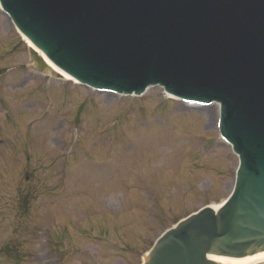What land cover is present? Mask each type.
I'll list each match as a JSON object with an SVG mask.
<instances>
[{"label":"rangeland","instance_id":"1","mask_svg":"<svg viewBox=\"0 0 264 264\" xmlns=\"http://www.w3.org/2000/svg\"><path fill=\"white\" fill-rule=\"evenodd\" d=\"M36 66L0 9V264H141L166 228L231 192L238 158L217 104Z\"/></svg>","mask_w":264,"mask_h":264},{"label":"water","instance_id":"2","mask_svg":"<svg viewBox=\"0 0 264 264\" xmlns=\"http://www.w3.org/2000/svg\"><path fill=\"white\" fill-rule=\"evenodd\" d=\"M0 3L50 61L89 86L141 94L160 85L220 103L221 132L239 155L233 190L218 210L167 229L143 264H221L213 258L264 251V0Z\"/></svg>","mask_w":264,"mask_h":264},{"label":"bare ground","instance_id":"3","mask_svg":"<svg viewBox=\"0 0 264 264\" xmlns=\"http://www.w3.org/2000/svg\"><path fill=\"white\" fill-rule=\"evenodd\" d=\"M27 40V39H26ZM28 45L31 47V48H34L36 53L39 55V56H42L44 57V54L43 52L37 48V46H34L30 41H28ZM44 59L47 60L46 57H44ZM45 60V61H46ZM47 62L50 64V62L47 60ZM46 62V63H47ZM51 67L57 72H59V70H57V67L50 64ZM60 73V72H59ZM63 74V73H62ZM65 75V74H64ZM65 78L66 79H69V77L67 75H65ZM169 96V95H168ZM218 206H214V208H217ZM215 259L216 261L220 262L221 264H260L262 261H264V251L263 252H259V253H256L254 255H249V256H245V257H242V258H225V257H215L213 258Z\"/></svg>","mask_w":264,"mask_h":264}]
</instances>
